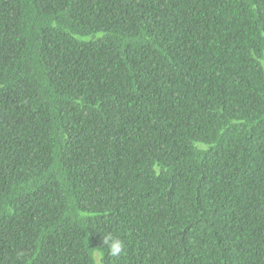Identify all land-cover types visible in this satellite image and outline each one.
I'll return each mask as SVG.
<instances>
[{
    "label": "trees",
    "instance_id": "obj_1",
    "mask_svg": "<svg viewBox=\"0 0 264 264\" xmlns=\"http://www.w3.org/2000/svg\"><path fill=\"white\" fill-rule=\"evenodd\" d=\"M94 249L264 264V0H0V264Z\"/></svg>",
    "mask_w": 264,
    "mask_h": 264
},
{
    "label": "clouds",
    "instance_id": "obj_2",
    "mask_svg": "<svg viewBox=\"0 0 264 264\" xmlns=\"http://www.w3.org/2000/svg\"><path fill=\"white\" fill-rule=\"evenodd\" d=\"M102 246L107 249V254L112 257H119L126 251L125 242L119 237H113L111 233L104 235ZM90 258L92 264H104V253L97 249L92 250Z\"/></svg>",
    "mask_w": 264,
    "mask_h": 264
}]
</instances>
